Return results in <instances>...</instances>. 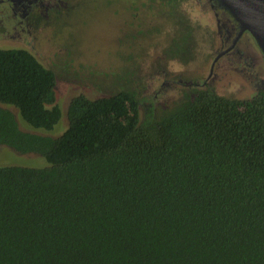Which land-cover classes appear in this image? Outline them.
Instances as JSON below:
<instances>
[{
	"label": "trees",
	"instance_id": "trees-1",
	"mask_svg": "<svg viewBox=\"0 0 264 264\" xmlns=\"http://www.w3.org/2000/svg\"><path fill=\"white\" fill-rule=\"evenodd\" d=\"M56 82L28 49L0 48V145L49 163L0 165V264H264V87L195 86L142 115L126 85L73 96L58 138L21 129L12 106L58 124Z\"/></svg>",
	"mask_w": 264,
	"mask_h": 264
},
{
	"label": "rangeland",
	"instance_id": "rangeland-1",
	"mask_svg": "<svg viewBox=\"0 0 264 264\" xmlns=\"http://www.w3.org/2000/svg\"><path fill=\"white\" fill-rule=\"evenodd\" d=\"M213 1L183 0L172 12L164 0H67L56 10L34 12L40 19L32 23L38 21L42 29L36 40L16 33V22L0 10V48L28 49L57 76L58 124L53 130L34 128L12 106L21 129L58 138L69 126L73 96H111L126 85L145 98L142 115L149 105L169 107L194 82H206L228 98L254 96L264 87V53L250 31L212 72L215 57L240 28L225 9L218 7L216 14ZM5 4L0 2V8ZM187 16L194 35L185 42ZM0 165L44 168L49 163L41 155L0 145Z\"/></svg>",
	"mask_w": 264,
	"mask_h": 264
},
{
	"label": "flooded vegetation",
	"instance_id": "flooded-vegetation-1",
	"mask_svg": "<svg viewBox=\"0 0 264 264\" xmlns=\"http://www.w3.org/2000/svg\"><path fill=\"white\" fill-rule=\"evenodd\" d=\"M2 1H6L7 4L2 5V8H0V10H2V13H3L5 19H10V20L16 22V26L14 27L15 32L18 33V34L21 33L24 36V39L36 40L37 37L42 32V29L39 30L41 28V26L38 23V21L32 23L33 20H39L40 19V17L36 16L34 14V12L35 11L47 12V11H51V10H56L58 7H62L67 0H65L64 2H62L61 0H0V2H2ZM181 1H183V0H181ZM213 2H214L213 6H214V9L216 10V14H218V11L220 9L218 7H221L222 9H225V11H228L231 15H233L231 13V11H229V9L222 4V0H214ZM133 11L136 12V13H133L134 16L138 17V14H139L138 10L133 9ZM233 17H234V15H233ZM2 21L3 20H0L1 24H3ZM237 22H238V26L237 27L239 28L240 27V23H239V21H237ZM30 23H32V24H30ZM31 29H36V30H39V31H37L35 33V32H32ZM150 29H152V26H150ZM150 29L148 28V31H147L146 28L144 29L145 32H146V35H148V33H150ZM239 31H240V28L235 31V33H234L235 35L233 36L230 45L228 47H226V48L221 49V51L218 53V55H219L221 52H224L218 58V60L215 62V64H213L214 68L217 65L218 61L223 56L227 57L228 55H232L233 52L235 51L236 46L238 45V43L241 40H243L242 38L244 37V35H245V33L247 31H245L240 36V38L238 39L236 44L229 50V48L231 47V45H232V43L234 41V38L236 37V35H237V33ZM153 32H154V29H153ZM218 55L216 57H218ZM216 57H215V59H216ZM191 84L195 85L196 87H202L204 85L208 86V83H206V82H203V83L194 82V83H191Z\"/></svg>",
	"mask_w": 264,
	"mask_h": 264
},
{
	"label": "water",
	"instance_id": "water-1",
	"mask_svg": "<svg viewBox=\"0 0 264 264\" xmlns=\"http://www.w3.org/2000/svg\"><path fill=\"white\" fill-rule=\"evenodd\" d=\"M222 4L231 11L240 23V31L234 38L229 50L245 31H250L264 53V0H222ZM223 53L221 52L216 57L213 64Z\"/></svg>",
	"mask_w": 264,
	"mask_h": 264
}]
</instances>
